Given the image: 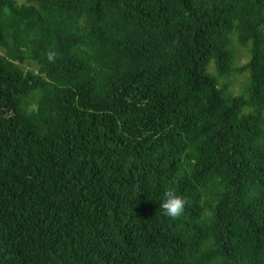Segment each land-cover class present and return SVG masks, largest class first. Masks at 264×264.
Listing matches in <instances>:
<instances>
[{"label": "trees", "instance_id": "16d2710c", "mask_svg": "<svg viewBox=\"0 0 264 264\" xmlns=\"http://www.w3.org/2000/svg\"><path fill=\"white\" fill-rule=\"evenodd\" d=\"M0 51V264H264V0H0Z\"/></svg>", "mask_w": 264, "mask_h": 264}, {"label": "clouds", "instance_id": "9594fccd", "mask_svg": "<svg viewBox=\"0 0 264 264\" xmlns=\"http://www.w3.org/2000/svg\"><path fill=\"white\" fill-rule=\"evenodd\" d=\"M56 52L48 51L46 53L49 62H55ZM190 204L187 194H180L175 190L165 191L161 199L159 207L163 210L164 214L172 219L181 217L185 208Z\"/></svg>", "mask_w": 264, "mask_h": 264}, {"label": "rangeland", "instance_id": "374dc122", "mask_svg": "<svg viewBox=\"0 0 264 264\" xmlns=\"http://www.w3.org/2000/svg\"><path fill=\"white\" fill-rule=\"evenodd\" d=\"M20 2H24L25 0H18ZM237 49V65H244L249 62L251 57V51L248 47H242L238 43H235ZM1 52V51H0ZM213 62L210 64V66ZM28 68L37 69L36 65L28 66ZM221 83H228L229 92L234 95H247V84L249 82L247 73H236L230 75L228 78H220ZM246 91L245 94H242Z\"/></svg>", "mask_w": 264, "mask_h": 264}]
</instances>
